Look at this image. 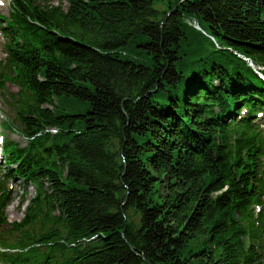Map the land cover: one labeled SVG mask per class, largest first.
Masks as SVG:
<instances>
[{"label": "trees", "instance_id": "trees-1", "mask_svg": "<svg viewBox=\"0 0 264 264\" xmlns=\"http://www.w3.org/2000/svg\"><path fill=\"white\" fill-rule=\"evenodd\" d=\"M61 1L0 15V261L264 264V0Z\"/></svg>", "mask_w": 264, "mask_h": 264}, {"label": "rangeland", "instance_id": "rangeland-1", "mask_svg": "<svg viewBox=\"0 0 264 264\" xmlns=\"http://www.w3.org/2000/svg\"><path fill=\"white\" fill-rule=\"evenodd\" d=\"M175 0H155V7L161 11L169 10L170 5L174 3ZM40 4H52V5H60L63 4L64 7L68 6V3L61 0H37ZM12 0H0V15L3 17H8L11 12ZM2 21H0V61H2L5 57V45L7 42V38L4 36L2 30ZM196 28L195 24H193ZM18 92V88L12 84L7 83L6 91L2 92L0 90V141L3 137H8L11 141L19 143L21 146L27 145V139L24 135V126L23 124L17 120V114L12 106L7 102L6 96L8 93L14 94ZM5 93V94H4ZM245 113V111H244ZM4 122H8L13 127L14 131H2L1 125ZM258 123V122H257ZM264 127V125L262 126ZM3 160V156L0 152V161ZM1 164V163H0ZM0 170H4L3 166H0ZM2 179V175L0 173V180ZM7 186V191H9V201L6 204L5 209V217L7 219V225L4 226V229H8L9 225L14 222L21 221L25 216V207L27 205V200L32 198L35 195V191L32 187H27L24 182L18 179H11L8 183H4V186ZM26 200V201H25ZM16 236L11 237L10 239ZM0 264H5L0 261Z\"/></svg>", "mask_w": 264, "mask_h": 264}]
</instances>
